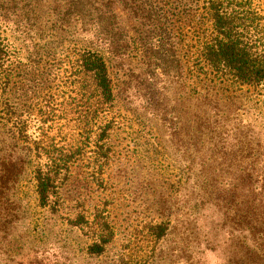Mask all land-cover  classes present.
Wrapping results in <instances>:
<instances>
[{
    "label": "rangeland",
    "instance_id": "374dc122",
    "mask_svg": "<svg viewBox=\"0 0 264 264\" xmlns=\"http://www.w3.org/2000/svg\"><path fill=\"white\" fill-rule=\"evenodd\" d=\"M189 1L192 16L178 23L179 0H0V32L21 68L45 65L40 93L24 100L31 123L28 138L14 141L18 156L33 142L60 150L44 149L43 159L77 148L44 208L33 151L31 167L0 184V264H225L242 223L238 170L221 156L205 165L209 146L196 132L194 102L202 83L235 96V112L264 145V91H226L197 64L206 25L201 0ZM254 4L264 15V0ZM82 49L101 54L108 68L113 100L101 109L66 84ZM105 122L103 154L96 136ZM92 244L102 251L88 253Z\"/></svg>",
    "mask_w": 264,
    "mask_h": 264
},
{
    "label": "trees",
    "instance_id": "16d2710c",
    "mask_svg": "<svg viewBox=\"0 0 264 264\" xmlns=\"http://www.w3.org/2000/svg\"><path fill=\"white\" fill-rule=\"evenodd\" d=\"M186 2L190 1L179 0L176 4L180 12L178 23L192 16V7ZM198 7L201 11L199 19H204L201 25L206 27L201 31L203 40L197 49V64H203L226 91L241 87L254 92L264 91V15L254 0H201ZM33 64L29 71H24L18 52L0 32V184L6 186L11 177L30 166L31 156L27 153L33 151L36 164L31 174L36 200L38 206L44 208L56 189L66 181L68 163H73L77 148L43 159L39 154L44 149L60 150L42 141L33 142V146L23 148L24 155L18 156L14 141L28 138L26 131L31 123V106L24 100L27 101L29 95L40 93V76L45 69L44 64L39 69L36 66L38 62ZM68 65L67 86L92 94L95 105L100 109L112 103V85L101 54L82 49ZM202 84L194 102V117L196 132L209 146L211 156L205 165L216 162L215 156H221V165L236 166L237 192L242 199L239 235L229 238L225 264H264V145L258 138V132L253 130L254 125L243 123L240 114L235 112L233 107L240 103L239 99L230 94L212 93L205 83ZM212 84L216 85L215 82ZM211 88L215 89V86ZM45 103L48 105L50 102ZM41 119L44 123L48 115L43 114ZM108 124L105 122L96 136L97 149L103 154L102 143ZM235 193L234 190L230 197ZM153 230L161 236L165 226H153ZM102 249V245L92 244L87 251L99 254Z\"/></svg>",
    "mask_w": 264,
    "mask_h": 264
}]
</instances>
